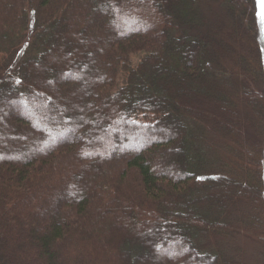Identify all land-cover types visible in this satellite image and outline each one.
I'll list each match as a JSON object with an SVG mask.
<instances>
[{
	"label": "trees",
	"instance_id": "obj_1",
	"mask_svg": "<svg viewBox=\"0 0 264 264\" xmlns=\"http://www.w3.org/2000/svg\"><path fill=\"white\" fill-rule=\"evenodd\" d=\"M198 1L0 0V264H264V23Z\"/></svg>",
	"mask_w": 264,
	"mask_h": 264
},
{
	"label": "rangeland",
	"instance_id": "obj_2",
	"mask_svg": "<svg viewBox=\"0 0 264 264\" xmlns=\"http://www.w3.org/2000/svg\"><path fill=\"white\" fill-rule=\"evenodd\" d=\"M197 6L199 15L202 17V22L206 25V28L208 27L207 25L214 28V33L217 37L223 39V42L226 45V50L229 54L235 55L236 53H247L245 51L246 47L243 44L242 30L231 23L225 12L222 0H199ZM256 10L258 13L260 12L259 6L256 7ZM256 20L261 22L258 15ZM260 25L261 24H258L257 27ZM206 28L204 27V30H207ZM256 33L260 34L258 28L256 29ZM220 50H223V48ZM77 78L81 77L77 76ZM119 150H121V148L115 146L114 149L111 150V154L118 152ZM157 166L164 170L161 162H159ZM159 168L154 166V169L156 170ZM166 169L170 173H175V169ZM70 196H74L73 192L69 194V197ZM51 213H53V211ZM210 243L211 245H220V247L224 248L236 261L244 264H255L257 253L261 252L260 247L256 244L253 237L248 232L242 230H239L232 238H216L210 240Z\"/></svg>",
	"mask_w": 264,
	"mask_h": 264
},
{
	"label": "snow or ice",
	"instance_id": "obj_3",
	"mask_svg": "<svg viewBox=\"0 0 264 264\" xmlns=\"http://www.w3.org/2000/svg\"><path fill=\"white\" fill-rule=\"evenodd\" d=\"M258 5L260 8V12L258 13L260 20L264 23V0H258Z\"/></svg>",
	"mask_w": 264,
	"mask_h": 264
}]
</instances>
